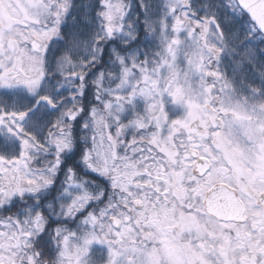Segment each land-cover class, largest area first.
Here are the masks:
<instances>
[{
	"label": "snow or ice",
	"instance_id": "snow-or-ice-1",
	"mask_svg": "<svg viewBox=\"0 0 264 264\" xmlns=\"http://www.w3.org/2000/svg\"><path fill=\"white\" fill-rule=\"evenodd\" d=\"M0 264H264V0H0Z\"/></svg>",
	"mask_w": 264,
	"mask_h": 264
}]
</instances>
